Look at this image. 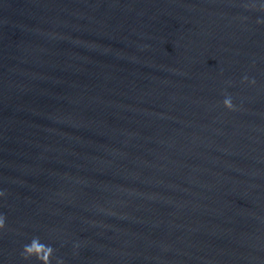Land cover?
<instances>
[{"label":"water","instance_id":"1","mask_svg":"<svg viewBox=\"0 0 264 264\" xmlns=\"http://www.w3.org/2000/svg\"><path fill=\"white\" fill-rule=\"evenodd\" d=\"M0 264H264V0H0Z\"/></svg>","mask_w":264,"mask_h":264}]
</instances>
